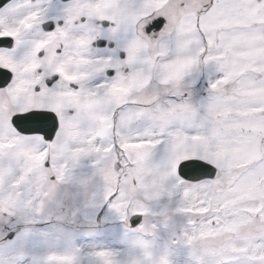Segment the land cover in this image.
Listing matches in <instances>:
<instances>
[{"label": "snow or ice", "instance_id": "1", "mask_svg": "<svg viewBox=\"0 0 264 264\" xmlns=\"http://www.w3.org/2000/svg\"><path fill=\"white\" fill-rule=\"evenodd\" d=\"M0 264H264V0L3 3Z\"/></svg>", "mask_w": 264, "mask_h": 264}, {"label": "water", "instance_id": "2", "mask_svg": "<svg viewBox=\"0 0 264 264\" xmlns=\"http://www.w3.org/2000/svg\"><path fill=\"white\" fill-rule=\"evenodd\" d=\"M5 1H7V0H2V2H5Z\"/></svg>", "mask_w": 264, "mask_h": 264}]
</instances>
